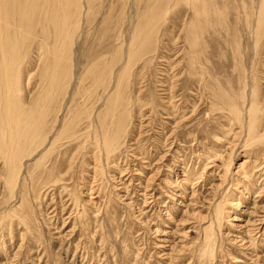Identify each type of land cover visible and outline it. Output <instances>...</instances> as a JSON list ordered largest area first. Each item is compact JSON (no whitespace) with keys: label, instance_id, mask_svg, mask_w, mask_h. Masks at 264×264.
Segmentation results:
<instances>
[{"label":"rangeland","instance_id":"obj_1","mask_svg":"<svg viewBox=\"0 0 264 264\" xmlns=\"http://www.w3.org/2000/svg\"><path fill=\"white\" fill-rule=\"evenodd\" d=\"M0 264H264V0H0Z\"/></svg>","mask_w":264,"mask_h":264},{"label":"bare ground","instance_id":"obj_2","mask_svg":"<svg viewBox=\"0 0 264 264\" xmlns=\"http://www.w3.org/2000/svg\"><path fill=\"white\" fill-rule=\"evenodd\" d=\"M29 6L32 7L33 5L30 4ZM34 9H35V7H34ZM2 43H3V42H2ZM4 48H5V47H4ZM56 62H57V61H56ZM57 63H58V62H57ZM51 77H52V76H51ZM13 125H14V124H13ZM11 127H12V126H11ZM12 159H14V157H13ZM14 167H15V163H14V160H12L11 169L14 168ZM11 171L13 172V170H10V172H11ZM14 171H15V170H14Z\"/></svg>","mask_w":264,"mask_h":264}]
</instances>
